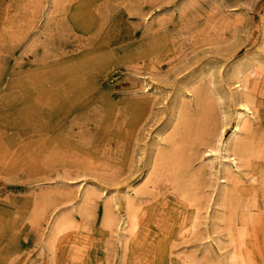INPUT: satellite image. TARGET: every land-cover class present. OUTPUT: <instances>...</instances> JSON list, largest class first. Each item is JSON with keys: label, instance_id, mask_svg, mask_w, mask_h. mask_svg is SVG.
<instances>
[{"label": "rangeland", "instance_id": "374dc122", "mask_svg": "<svg viewBox=\"0 0 264 264\" xmlns=\"http://www.w3.org/2000/svg\"><path fill=\"white\" fill-rule=\"evenodd\" d=\"M263 11L264 0H0V264L216 261L214 244L206 254L207 240L178 239L185 213L167 181L156 179L152 196L142 195L139 233L125 250L102 225L100 191L140 181L154 139L171 132L173 101L192 82L203 104L190 109L198 126L231 113L222 86L209 83L253 52ZM210 88L208 114L202 107ZM258 122L264 145V116ZM259 147L258 172L244 177L243 187L261 180ZM203 159L192 168L213 164L200 175L208 193L217 160ZM79 184L96 192L80 208ZM256 191L264 211V191ZM61 217L72 224L50 244Z\"/></svg>", "mask_w": 264, "mask_h": 264}, {"label": "bare ground", "instance_id": "6f19581e", "mask_svg": "<svg viewBox=\"0 0 264 264\" xmlns=\"http://www.w3.org/2000/svg\"><path fill=\"white\" fill-rule=\"evenodd\" d=\"M216 77V81L209 79V86H214L215 82L222 86L225 99L233 107L231 113L221 112L222 116L218 117L219 120L216 121V118L212 122L208 118L202 127L198 126L199 118L196 119L197 121L192 119L190 109L194 101L195 110L199 108L198 102L200 105L203 104L196 94L195 82L184 86L185 94L178 93L180 96L173 101L171 112L168 113L171 116H169L170 119L173 118L169 125L171 132L165 137L157 135L154 139L156 152L140 181L135 184L120 185L122 187L119 186L120 188L109 193L104 192L103 189L98 190L106 197L103 203L102 225L109 230V235L114 234L117 237V243L120 247L123 246L124 250L129 247L131 241L137 239L139 233L143 220L140 218L141 205L144 203L142 195H151L150 189L153 190L156 186V179H161L167 181L171 189L175 188L174 194L178 196V198L175 197L178 200L176 204L181 206L179 215L182 211L185 213L180 217L182 224L178 231L179 240H207L206 246L210 248L205 250L206 254L214 244L219 253L217 260L210 261L212 262L210 264H258L254 257V249H258V236H260L258 231L264 226V211L260 210L256 186L259 185L264 191V170L261 169L259 172L260 181L249 179L251 185L248 187L241 186V183L244 182V177L258 172L257 166L255 167L253 163V160L257 159L255 153L259 151L257 145L260 146L261 151L263 150L261 155L264 157V145L258 144L259 135L254 129V124L257 125L264 116V11L261 14L260 38L253 52L251 51L246 57L231 65L225 75L223 71H218ZM212 80H215L213 76ZM211 89L209 93L207 92L210 104L205 101L206 105L202 107L208 114L213 109ZM215 89L218 90V86ZM197 90L200 89L197 88ZM201 90L204 91L203 88ZM219 101H221L220 97L216 99L215 104H219ZM256 148L257 151H255ZM197 158H204L203 161L206 160L209 163L217 160V169L214 178L211 179L212 188L208 193L204 191L205 184H202L203 186L200 184V175L203 169H212L213 164L207 165L204 162L201 168L193 170L192 164ZM87 186L78 185L79 208L91 202L93 197L95 198L94 188L90 186L92 189H89ZM173 191L174 189L171 192ZM67 219L61 217L55 220L46 242H50L53 236L57 237L71 226L72 221ZM64 222L65 225H63ZM199 225H204L202 229L204 231ZM198 227L202 232H198ZM147 235L144 236L147 237ZM192 257L189 262L186 260L187 264H197Z\"/></svg>", "mask_w": 264, "mask_h": 264}]
</instances>
